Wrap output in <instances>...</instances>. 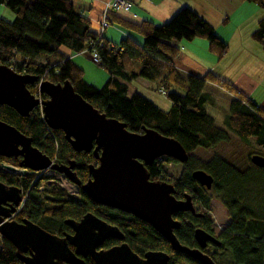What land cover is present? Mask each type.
Here are the masks:
<instances>
[{
	"label": "trees",
	"instance_id": "16d2710c",
	"mask_svg": "<svg viewBox=\"0 0 264 264\" xmlns=\"http://www.w3.org/2000/svg\"><path fill=\"white\" fill-rule=\"evenodd\" d=\"M240 1L252 2L264 9V0ZM0 4L14 15L11 21L0 17V65H7L19 74L35 76L39 81L69 82L83 100L107 118L123 123L129 132L152 129L177 141L188 155L182 171L176 177H168L163 163L178 162L162 157L146 168L150 180L173 184L178 193L175 198L189 195L203 208L208 207L209 197L220 201L230 219L229 228L222 237L223 247L231 255L226 264H264V168L251 163L252 156L264 158V109L215 74L183 76L172 63L178 53L175 42L195 37L205 38L216 58H223L228 45L207 20L187 6L160 25L148 20L134 23L119 19L122 26L140 34L143 43L126 36L118 45H112L101 34L91 31L88 19L75 10L70 0H0ZM251 37L264 50V14L257 21ZM62 46L71 53L96 51L98 65L109 73L104 85L96 88L88 84L82 69L60 52ZM39 59H44V63ZM138 78L165 91L171 102L168 111L158 109L138 93L127 95V84ZM206 83L215 84L235 96L229 104L225 128L216 125L207 110L208 106L215 107V104L202 93ZM172 86L185 94L178 95ZM28 90L34 95L39 93L38 83L28 86ZM40 98L43 100L45 96L40 94ZM0 121L30 137L32 145L56 164L74 161L79 181L84 183L87 180V166L94 162L93 156L73 151L61 131L46 126L39 108L34 109L29 117H21L13 109L0 105ZM227 145L231 147L226 155L215 153L217 148ZM213 150L210 159L195 155ZM0 162L4 160L0 158ZM8 164L19 165L17 160ZM197 170L212 178L210 190L193 179L192 173ZM44 176V172L24 170L12 174L0 168V182L17 188L25 198L13 220L30 221L46 232L60 236L64 232L71 233L66 221L77 222L92 213L116 225L137 255L147 251L163 252L170 256L169 264H193L194 261L186 255L173 252L167 240L148 224L131 215L99 206L80 190L78 197H73L51 182L52 177ZM179 215L181 213L176 219ZM174 235L182 246L195 247L189 227L174 230ZM114 244L116 242L111 239L106 240L102 248ZM0 264H24L17 258L13 245L2 237ZM84 264L94 263L88 258Z\"/></svg>",
	"mask_w": 264,
	"mask_h": 264
},
{
	"label": "water",
	"instance_id": "95a60500",
	"mask_svg": "<svg viewBox=\"0 0 264 264\" xmlns=\"http://www.w3.org/2000/svg\"><path fill=\"white\" fill-rule=\"evenodd\" d=\"M28 74H19L7 65H0V105L13 109L21 117H29L39 108L46 126L61 131L64 139L77 152H92L98 166L89 167V179L81 182L73 172L74 161L58 165L32 145V139L15 127L0 121V156L21 157L19 166L33 172L53 171L75 186H80L90 200L97 204L132 215L151 226L165 238L171 249L185 254L201 264H215L199 250L182 246L173 231L180 226L172 218L177 212L195 213L191 197L183 201L174 197L172 184L151 181L147 167L162 157L183 165L188 155L174 139L152 129L141 133L129 132L125 125L107 118L78 95L69 82L54 84ZM38 83V91L46 98L38 99L28 86ZM251 163L264 168V158L252 156ZM12 172L16 168L3 165ZM193 179L207 190L212 178L197 170ZM21 193L15 187L0 182V237L16 249L17 258L24 264H83L90 257L94 264H166L168 256L162 252H148L144 258L134 254L126 243L109 250H98L108 239L124 240V235L113 225L92 213L79 221H66L72 234L54 235L36 224L12 220L15 208L21 203ZM194 238L201 247L212 238L197 230Z\"/></svg>",
	"mask_w": 264,
	"mask_h": 264
},
{
	"label": "crops",
	"instance_id": "0c3cea01",
	"mask_svg": "<svg viewBox=\"0 0 264 264\" xmlns=\"http://www.w3.org/2000/svg\"><path fill=\"white\" fill-rule=\"evenodd\" d=\"M70 1L75 10L88 19L91 31L95 34H101L112 45H118L119 41L126 36L131 37L139 44L143 43V37L122 26L118 22L119 19L134 23L148 20L160 25L168 21L183 6L191 8L213 26L218 37L227 43L228 50L223 58L219 60L209 50L208 42L203 37L176 41L175 45L178 47V53L172 61L175 70L183 76L203 77L207 73H213L222 81L233 85L256 106L264 109V90L259 91L264 86V50L260 44L251 41L250 36L256 26L251 28V25H249V28H245L248 25V13L251 16L256 15V4L240 0H130L128 9H116L107 8L109 0ZM106 9L108 10L109 25L102 29L100 21ZM260 15H263V12ZM236 16L241 19L240 23H243L245 28L242 33L239 32V25L231 30L228 29V26H223L230 21L231 17ZM0 17L11 21L14 15L0 4ZM226 19L227 22H224ZM221 28L222 30H220ZM231 42L234 43L233 51H230ZM59 50L72 59L83 72L85 68L92 64L99 66L93 62L92 52L89 50L71 53L69 49L63 46ZM39 60L44 61V59ZM103 70L107 73V81L109 73L105 69ZM137 70L138 67L136 66L135 71ZM127 87L128 96L138 93L165 112L171 107V102L166 98V94L163 95L160 90H157V86L149 81L138 78L129 82ZM171 88L178 95L183 96L185 94L178 87L172 86ZM202 93L207 95L215 104V107H207L215 124L225 128L229 104L235 96L212 83H206ZM231 135L235 138L233 134Z\"/></svg>",
	"mask_w": 264,
	"mask_h": 264
},
{
	"label": "flooded vegetation",
	"instance_id": "af4514ba",
	"mask_svg": "<svg viewBox=\"0 0 264 264\" xmlns=\"http://www.w3.org/2000/svg\"><path fill=\"white\" fill-rule=\"evenodd\" d=\"M42 95V94H41ZM44 96V95H43ZM46 98V97H45ZM74 151V150H73ZM77 153V152H76ZM81 153V152H80ZM79 153V154H80ZM85 154H91L92 156H93V154H92V152H89V153H85ZM0 158L2 159V160H4V162H0V168L1 169H4L3 168V165H10V164H8L10 161H18V163L21 161V157H11V158H5V157H1L0 156ZM93 158H94V156H93ZM53 161V160H52ZM54 162V161H53ZM70 161H67L66 162V164H64V165H68V163H69ZM55 163V162H54ZM59 164V163H58ZM59 165H62V164H59ZM11 166V165H10ZM75 166H76V163H75ZM75 166H74V168H73V172L76 174V172H75ZM90 166H98V163H97V161L95 160V158H94V162L93 163H91V164H89L88 166H87V173H88V178H87V180L90 178L89 177V167ZM13 167H15V166H13ZM16 168V171L15 172H12V174H20L22 171H24V170H27V169H24V168H21L19 165H18V167H15ZM5 171L6 172H8V173H11L10 171H8V170H6L5 169ZM53 172V171H52ZM58 174H60V173H58ZM60 175H62L63 176V174H60ZM77 176V175H76ZM64 177V176H63ZM78 178V177H77ZM64 179H66L65 177H64ZM79 179V178H78ZM67 180V179H66ZM86 180V181H87ZM86 181L84 182V183H86ZM84 183H81V185H83ZM77 188H78V195H79V190L80 191H82L81 190V187L80 186H76ZM175 189V188H174ZM207 190V189H206ZM175 194H177L178 195V193H177V191L175 190V193H174V195ZM175 197V196H174ZM207 197H209V193L207 194ZM184 198H185V195H184V197L183 198H175L177 201H183L184 200ZM191 204H192V206H193V208H194V214L193 213H190V212H177V213H175V214H173L172 215V218L175 220V221H177V222H179V224H180V226H179V228H181L182 226L183 227H189V232H191L192 233V236H193V239H194V243H193V245L195 246V247H187V248H189V249H196V250H199L200 252H202V254H204V255H206V256H208L215 264H226L225 262H220L219 260H221V257L223 258V256L225 255V253H227V250H225L224 249V247H223V242H222V237H224V233L225 232H227V229L229 228V224H230V221H229V223H228V225H226V226H224L223 228H217V226H216V224H215V222H214V219H213V217H212V214H211V211L209 210L210 209V197H209V199H208V207L207 208H203V207H200L199 206V201L198 200H193L192 198H191ZM99 206H102V207H105V208H108V209H111V210H115V211H119V210H116V209H112V208H110V207H107V206H103V205H99ZM119 212H121V211H119ZM121 213H124V212H121ZM179 213H181V215H179V219L181 220H179V219H176V217H177V215L179 214ZM17 214V213H16ZM126 214V213H125ZM129 215V214H128ZM187 215H189L190 216V218L187 216ZM132 216V215H131ZM96 217H98V216H96ZM83 218V217H82ZM81 218V219H82ZM99 218V217H98ZM80 219V220H81ZM99 219H101V218H99ZM13 220V219H12ZM79 220V221H80ZM101 220H103V219H101ZM22 221H24V220H22ZM79 221H77V222H79ZM103 221H105V220H103ZM106 223H108L107 221H105ZM182 222V223H181ZM108 224H110V225H113V226H116V225H114V224H111V223H108ZM178 228V229H179ZM120 230V229H119ZM197 230H202V232L203 233H205V234H207V235H209L211 238H212V241H210V239H207L206 241H205V245H204V247H201L200 245H199V243H197L196 242V240H195V238H194V234H195V232L197 231ZM121 231V230H120ZM65 233V232H64ZM122 233V232H121ZM173 233H174V231H173ZM67 234H72V231H71V233H67ZM123 234V233H122ZM124 235V234H123ZM165 239V238H164ZM108 240H110V239H108ZM111 241H114V242H116V244H114L113 246H111V247H109V248H102V246H103V244H104V242L102 243V245L98 248V250H109V249H111V248H113V247H116V246H119V245H121V244H123V243H126L127 245H128V243L125 241V235H124V240L123 241H119V240H115V239H111ZM168 242V241H167ZM169 243V242H168ZM170 245V244H169ZM129 246V245H128ZM171 247V246H170ZM130 248V247H129ZM131 249V248H130ZM132 251V250H131ZM173 251V250H172ZM133 252V251H132ZM148 252H154V251H147L146 253H148ZM173 252H175V251H173ZM134 253V252H133ZM145 253V254H146ZM163 253V252H162ZM175 253H179V252H175ZM134 254H136V253H134ZM145 254H142V255H137L139 258H141V259H143L144 258V255ZM179 254H182V253H179ZM167 255V254H166ZM183 255H185V254H183ZM168 256V255H167ZM187 256V255H186ZM187 257H189V256H187ZM91 259L90 257H86V258H82V260H83V264H84V260H86V259ZM168 261H167V263L166 264H169V262H170V256H168ZM190 259H192L194 262H193V264H201L200 262H198L197 260H194L193 258H191V257H189ZM92 260V259H91ZM186 264H191V263H186ZM231 264V263H230Z\"/></svg>",
	"mask_w": 264,
	"mask_h": 264
},
{
	"label": "rangeland",
	"instance_id": "374dc122",
	"mask_svg": "<svg viewBox=\"0 0 264 264\" xmlns=\"http://www.w3.org/2000/svg\"><path fill=\"white\" fill-rule=\"evenodd\" d=\"M257 11H256V15L254 14L253 16L250 15V13H248V25L245 27L246 29L249 28V25H251V28H254L255 26H257V21L261 18L262 15H260L262 12L264 14V9L260 8L258 6H256ZM258 13V15H257ZM257 16H259L257 18ZM240 20L238 16L236 17H231L230 21L227 22V19L225 22H227L226 24H224V27H229L228 29H233L235 26L239 25V32L242 33L244 31V27H243V23H240ZM256 28V27H255ZM222 30V28L220 29ZM218 31V29H217ZM219 32V31H218ZM253 32V31H252ZM251 37V36H250ZM251 41L256 42L252 37H251ZM258 43V42H256ZM234 49V43L231 42L230 45V51H233ZM40 63H44L41 62V60H39ZM84 80L96 87V88H101L105 81H106V77H107V73L103 70V68L96 66L94 64L90 65L88 68L84 69ZM264 90V86H262L259 91ZM132 93V92H130ZM36 96V95H35ZM131 96V95H130ZM37 97V96H36ZM38 99L42 100L40 97H37ZM219 122V120H218ZM231 147V145H227V146H223L221 149L217 148L216 151H200L199 154H195L196 157L201 158V159H210L213 155V152L215 151V153H219L220 155L223 154H227L229 151V148ZM225 148V149H224ZM228 151V152H227ZM227 152V153H226ZM164 165V170L166 171V173L169 175H167L168 177H176L183 169V166L179 163L175 164H167L166 162L163 163ZM41 175V174H40ZM44 177H52L53 179L51 180V182H55L58 186H60L61 188H63L64 190H66L71 196L73 197H78V188L72 184L71 182H69L68 180L64 179V177L58 173L52 172V171H46L44 172ZM43 176V175H42ZM38 177V174H37ZM173 185V184H172ZM212 217L214 219V222L217 226V228H223L224 226L228 225L230 219L227 215V211L226 209L222 206V204L220 203V201H218L215 198H211L210 199V209ZM231 260V255L227 252L225 253V255L223 256V258L221 257V260H219L220 262H225L228 263Z\"/></svg>",
	"mask_w": 264,
	"mask_h": 264
},
{
	"label": "built area",
	"instance_id": "2783aa9c",
	"mask_svg": "<svg viewBox=\"0 0 264 264\" xmlns=\"http://www.w3.org/2000/svg\"><path fill=\"white\" fill-rule=\"evenodd\" d=\"M129 6H130V0H109L107 2V8L128 9ZM100 22H101V26H107L109 24V22H108V10L107 9L103 12L102 20ZM91 54H92L93 62L96 64H99V59H98L96 51H93ZM160 92L163 95L165 94V91L162 89L160 90ZM36 96L40 97V93H37ZM24 200H25V198H22V203ZM22 203H21V205H22Z\"/></svg>",
	"mask_w": 264,
	"mask_h": 264
},
{
	"label": "bare ground",
	"instance_id": "6f19581e",
	"mask_svg": "<svg viewBox=\"0 0 264 264\" xmlns=\"http://www.w3.org/2000/svg\"><path fill=\"white\" fill-rule=\"evenodd\" d=\"M15 209H16V210H15L14 215L20 211V206L16 207Z\"/></svg>",
	"mask_w": 264,
	"mask_h": 264
},
{
	"label": "clouds",
	"instance_id": "9594fccd",
	"mask_svg": "<svg viewBox=\"0 0 264 264\" xmlns=\"http://www.w3.org/2000/svg\"><path fill=\"white\" fill-rule=\"evenodd\" d=\"M22 196V195H21ZM22 198H24L23 196H22Z\"/></svg>",
	"mask_w": 264,
	"mask_h": 264
}]
</instances>
